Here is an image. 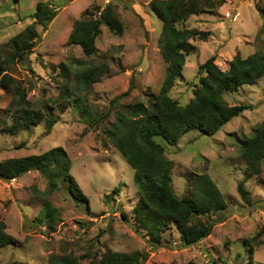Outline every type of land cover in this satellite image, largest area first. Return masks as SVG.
<instances>
[{"label": "rangeland", "instance_id": "1", "mask_svg": "<svg viewBox=\"0 0 264 264\" xmlns=\"http://www.w3.org/2000/svg\"><path fill=\"white\" fill-rule=\"evenodd\" d=\"M151 1L0 0L1 46L31 24L40 34L28 59L13 64L9 73L36 106L53 105L57 120L50 133L44 124L11 132L7 126L12 123L13 97L0 86V160L63 147L71 159L70 171L89 199L88 205L75 199L64 181L50 192L49 180L39 171L9 181L0 178V220L17 240L0 249V264H50L51 255L60 260L70 253L88 261L108 250L147 252L145 264H264V233L252 256L245 242L264 232V159L259 178L248 172L240 152L241 141L264 121V76L225 94L230 105L251 104L252 110L233 118L214 136L192 130L177 143L165 144L173 164V188L180 197L190 195L196 174L203 172L221 190L228 207L214 216L218 223L211 234L185 246L173 226L163 233V243L153 247L133 217L139 198L134 170L105 130L115 120L110 110L116 96L130 90L121 105L146 103L163 83L168 65L160 46L163 23ZM39 2L58 12L47 28L33 15ZM109 3L124 23L123 32L116 34L103 25L97 54L87 56L79 45L68 43L69 35L85 12L95 14ZM263 7L264 0H226L213 11L182 21L180 27L207 32L208 38L198 35L193 41L196 48L187 57L184 77L170 96L187 104L199 84V66L210 57L227 69L237 53L264 51ZM100 64L108 66L100 80L92 88H78L79 73ZM65 89L68 95L61 96ZM107 113L108 119L94 127ZM242 181L249 203L238 191ZM49 206L53 222L43 214Z\"/></svg>", "mask_w": 264, "mask_h": 264}, {"label": "trees", "instance_id": "2", "mask_svg": "<svg viewBox=\"0 0 264 264\" xmlns=\"http://www.w3.org/2000/svg\"><path fill=\"white\" fill-rule=\"evenodd\" d=\"M225 1L152 0L151 8L163 23L160 46L168 63L161 88L157 94H151L146 103L121 105L120 99L128 95L130 90L111 101L110 113L114 112L115 120L105 133L134 170L133 181L139 198L132 214L153 247L163 243V233L173 226L185 246L200 242L211 234L218 223V218L214 216L228 207L216 182L206 172L196 174L189 196L180 197L173 188L172 161L165 153V144L177 143L189 131L197 130L214 136L233 118L254 108L251 104L230 105L225 94L235 92L244 85L254 84L264 76L263 50L248 56L237 53L227 69L217 65L215 57L208 58L199 66V84L195 86L193 97L187 104H182L169 94L184 77L187 57L196 48L193 41L198 39V35L203 40L208 38L207 32L180 27V23L192 15L213 11ZM259 11L264 18V7L259 8ZM57 13L52 5L39 2L33 15L47 28ZM103 25L116 34L123 32L124 23L113 4H107L102 10L98 8L95 14L85 12L75 22L68 43L79 45L87 56L97 54L96 40ZM39 36V31L31 24L5 46L0 45V86L13 97L12 123L7 127L14 133L29 131L33 126L41 124L50 133L57 122L54 106H36L29 100L28 90L9 73L13 64L28 59ZM107 70L108 66L105 64L85 68L77 76L78 88H92ZM63 94L68 95V90L61 92V96ZM109 116L107 113L101 119L98 118L94 127H99ZM241 143V157L247 164L248 172L261 178L264 121L256 125L252 135ZM70 167L71 159L65 149L54 147L43 153L0 160V178L9 181L29 171H39L49 180L50 192L56 188L58 182H67L74 198L88 205L89 199L72 175ZM116 191H120L119 188ZM238 191L249 203L245 181L239 183ZM51 210L52 207L49 206L43 210V214L53 222L55 216ZM6 228V223L0 220V249L17 243ZM263 233L259 231V234L245 240L251 256L254 246L262 242ZM148 255L141 251L122 253L108 250L84 261L70 253L60 260L51 255L50 264H145Z\"/></svg>", "mask_w": 264, "mask_h": 264}]
</instances>
